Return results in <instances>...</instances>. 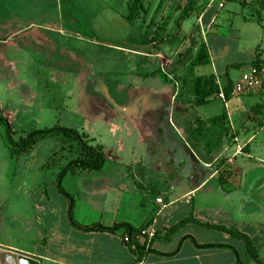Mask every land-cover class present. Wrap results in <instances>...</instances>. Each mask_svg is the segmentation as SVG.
<instances>
[{"label": "rangeland", "instance_id": "1", "mask_svg": "<svg viewBox=\"0 0 264 264\" xmlns=\"http://www.w3.org/2000/svg\"><path fill=\"white\" fill-rule=\"evenodd\" d=\"M129 1L0 0V117L10 124L14 141L33 131L68 129L85 136L86 144L99 148L105 160L100 170H85L81 174L77 169L70 170L59 180L62 169L82 153L76 141L53 134L38 139L21 153L7 145L5 127L0 124V243L25 250L43 248L41 229L43 222L49 220L44 214L63 209L57 181L65 192L73 194L80 188L79 181H112V173L116 169L133 176L134 172L141 170L140 181H154L152 184L158 183L156 187L163 192L161 181L165 171L158 172L151 166L145 150L137 144L135 134L129 140L124 138V152H117L110 130L115 117L112 111L122 115L116 109V98L131 100L142 96L145 89L158 91L165 85L163 78H170L173 74L180 77L181 73L176 70L170 74L173 66L166 62L168 69L162 67L159 75H151L149 72L153 66L158 69L157 65L151 64L148 70L141 66V58L134 54L135 50H145L147 46L170 58V54L181 49V57L187 51L185 48L190 49L189 40L183 41L185 37L192 35L197 44L205 46L209 39L213 55H219L223 48L222 58L213 65L219 70L230 65L227 72L232 81L240 80L257 55L264 61V4H259V0H251L247 10L241 9L238 2L225 0L223 10L212 12L215 18L205 35L200 33L194 13L181 23L180 28L177 24L185 6L197 0H141L143 8L131 25L124 18ZM255 12L260 14V24L249 16L251 13L255 17ZM31 14H37L42 23L50 24L49 28L42 27L46 37L37 36L32 32L34 29L25 23L19 24ZM15 15L17 20L13 19ZM243 17L252 20L244 21ZM169 35L174 38L167 44H160L162 40L159 39ZM151 39L154 42L147 43ZM145 41L147 44H142ZM209 74L211 66L206 65L196 68L191 74L185 73L182 78L188 81L193 75ZM165 80L169 81L168 78ZM178 83V79L172 81L177 89L180 87ZM116 90L119 92L117 95ZM262 95L260 97L254 92L249 96L232 98L227 107L217 98L207 105L193 107L200 120L226 114L232 117V132L237 133L236 138L241 144L253 134V129L249 128V135L245 136L240 116L263 102L264 90ZM254 112V109L250 110L249 115ZM85 116L92 119L91 124L84 120ZM246 125L251 126L249 123ZM204 128H200L204 133L199 136L202 145L215 148V139L221 133L223 137L228 136L223 142H227V146L232 145V132L225 135L221 123L209 124L205 131ZM116 135L119 140L124 134L117 132ZM177 145L175 142L174 147L178 148ZM246 149L243 148L242 152ZM248 154L250 157L244 154L236 156L229 167L232 174L238 172L230 181H240L239 191H233L227 197L220 192L204 193L197 195L196 200L205 207L221 205L231 209L232 215L238 212L239 219L247 224L260 219L264 223V132L250 145ZM198 156L201 157L200 154ZM225 160L220 158L219 162ZM165 181H168L166 177ZM215 181L219 185V181ZM213 186L211 184L207 189L211 190ZM166 191L163 194L166 195ZM229 199L235 200L236 205L230 207ZM184 234H190L197 244L223 242L234 248L240 260L248 258L242 242L215 230L195 231L193 227H187L178 232L172 243ZM162 245V242H155L153 248L158 250ZM188 245L190 242L186 247ZM187 252L184 248L179 257L188 256ZM200 253H203L200 257L235 258L228 248H204ZM259 256L264 259V250ZM146 264L156 263L147 260Z\"/></svg>", "mask_w": 264, "mask_h": 264}, {"label": "crops", "instance_id": "2", "mask_svg": "<svg viewBox=\"0 0 264 264\" xmlns=\"http://www.w3.org/2000/svg\"><path fill=\"white\" fill-rule=\"evenodd\" d=\"M230 1L238 2L241 9H249L241 4L242 0ZM213 11L214 9H204L202 11L194 9L192 13L197 15L196 21L202 14V24L207 26L213 18ZM249 16L251 17V15ZM250 17H243V20H252ZM13 19L17 20L18 18L15 15ZM40 19L37 14H31L25 22L20 21L19 24H27L34 29L32 31L34 34L46 37L47 34L45 29L42 30V27L49 28L50 24L47 22L42 23V19ZM126 23L131 25L134 22ZM181 25H179V28ZM161 38L159 39L162 40L160 44H167V41L174 37L169 35L165 39ZM186 40L190 42L189 61H191L199 46L204 44H197L192 35L185 37L183 41ZM206 43L207 46H204L209 58L207 65L211 66V74L193 75L191 76L192 80L197 77H212L215 86L218 88L219 85L221 89L226 87L228 80H230L232 88H234L239 80L232 81L229 79L227 70L230 65L225 66L223 70H219L216 65H213L216 60L222 58L223 48L219 55L214 54V56L212 54V42L207 39ZM146 48L140 51L133 50H135L134 54L141 58V66L147 70L152 66L151 64L157 65L158 69L152 67L151 72H149L151 75L158 74L161 68L166 66V62L173 66L171 72L177 70L181 74L188 72L191 74L196 68L203 67L197 66L189 70L187 59L174 66L180 58L181 49L175 50L168 58L169 55L166 54L165 56L163 52H155L147 46ZM260 61L259 68L250 66L247 72L243 74L256 70L264 76V61ZM165 68L168 69L167 66ZM181 74L180 77L173 74L174 80H179L180 87L178 89L172 82L163 78L165 85L158 91L145 89L142 96L135 99L130 98L131 100L127 97L116 98V109L122 115L118 116L116 112H113L114 110L112 111L113 116H115L113 121L119 123L116 125L112 122L110 129L112 138L115 140L114 144L117 146V152L123 153L124 138L129 140L135 134L137 144L145 150L144 154L152 163L151 166L158 172L165 171L164 176L168 181H165V177L161 181L163 192L156 187L159 185L158 183L155 186L152 184L154 181H140L143 175L141 170L138 173L134 172L133 176L128 172H120L116 169L112 173V181H79L80 188L73 194L65 192L60 186L64 194L60 196L63 209L59 212L49 211L44 214V217L49 220L44 221L43 227L41 226L43 235L41 244L43 248L25 250L0 243V250L31 258L39 264H146L147 260H152L156 264H162L163 262L173 264H237L234 257H200V254L203 253H200L201 249L197 248L190 240L193 239L190 234H184L183 237L176 238V241L172 243L178 232L187 227H193L195 231L215 230L242 242L227 232L205 226L210 225L245 235L251 241L259 262L252 261L249 258L244 260L239 258L241 264H264V259L259 256L260 252L264 250V223L261 222L262 219L253 224H247L239 219L238 212L232 215L231 209H225L221 205L205 207L204 204L196 200L197 195L204 193L220 192L227 197L231 195V192L240 190V181H230L238 172L235 171V174H232L229 167L233 164L232 160L240 154L250 157L248 154L250 145L256 141L259 134L264 132V101L255 104L250 109L260 107L254 114L249 115V110L248 113L240 116L243 133L248 136L249 128H252L253 134L251 136L246 137V140L240 144L236 138L237 133L233 134L232 132L234 124L232 117L230 118L226 114L225 118L219 123H221L225 135L232 132L230 135L232 145L227 146V142H223L224 138L228 136L223 137V133H221L215 139L214 146L216 147L213 148L211 145L212 147L208 148L205 146L206 144L202 145L203 143L199 142L200 133H204L201 132L200 128L205 127V131L210 124L209 121L220 116L207 120H200L196 116L193 107L196 105L193 104L191 92L192 80L184 81L185 79L182 78L184 74L182 76ZM222 78H225L224 82H222ZM263 90L264 87L261 92L257 91L255 94L262 97ZM115 93L116 95L119 94L118 90ZM250 94L243 96H249ZM216 98L220 100L217 95L209 97L208 103ZM227 103L228 101L223 102L224 107H227ZM84 120L91 124L92 119L90 120L87 116L84 117ZM247 123L251 126H247ZM86 129H89V125L86 126ZM166 130H168L167 133ZM117 132L124 134L120 136L119 140L116 139ZM81 136L85 138V136ZM175 142L178 144V148L174 147ZM243 148H247L246 152H242ZM96 149L101 153L99 148ZM179 150L182 153H178ZM197 151H199L201 157L198 156ZM220 158L226 160L219 162ZM117 166H122V164ZM214 166H216V169L213 168ZM124 167L129 168L130 166L125 165ZM221 167L224 168L223 171H220ZM79 172L81 174L84 170H79ZM215 180L219 181V185L216 184ZM211 184L214 186L211 190H208L207 188ZM101 185L103 186L101 187ZM166 189L165 195L163 193ZM156 199L163 201L164 208L156 203ZM229 202L230 207L233 204L236 205L235 200L229 199ZM37 212L39 213V210ZM38 217L43 218L41 215ZM116 225H128L137 230L136 233L144 227L152 226L156 232L155 237L148 247L145 246L141 255L132 253L133 248L123 243L122 239L128 235L124 229L113 232L87 230V228L94 226L112 229ZM175 227L178 228L173 230ZM37 236H40L39 233ZM155 242H162L164 245L157 250L153 248ZM187 242H190L188 247H186ZM218 244L228 246L223 242L207 245L196 243L199 246ZM243 246L245 249L244 243ZM170 247L172 249H168ZM184 248H187L188 256L179 257ZM230 248L234 249L233 247ZM148 249L152 251L147 253ZM209 254L211 255V253Z\"/></svg>", "mask_w": 264, "mask_h": 264}, {"label": "trees", "instance_id": "3", "mask_svg": "<svg viewBox=\"0 0 264 264\" xmlns=\"http://www.w3.org/2000/svg\"><path fill=\"white\" fill-rule=\"evenodd\" d=\"M251 3V0H242L241 4L243 6H246L249 8V4ZM259 4H264V0H259ZM143 8L142 6V1L141 0H130L129 4L127 5V14L125 15V20L128 23H133L136 21L137 19V14L139 13V11H141ZM205 6L202 0H197L196 3H188V5L185 6V8L182 10L181 14L179 15L178 18V26L184 21L186 20L194 11V9H198L199 10H204ZM251 18H254L257 20V22L260 21L261 17L260 14L255 12L254 16H252V14L250 13ZM154 41H152V39L150 41H148L147 43H153ZM143 44L146 43L142 42ZM146 43V44H147ZM191 53V49L187 50L186 53L181 56L177 62L174 64V66H176L177 64H179L180 62H184L186 59L188 60L189 63L188 64V69L192 70L194 67L197 66H206L209 62V58L207 55V51L204 45H200L199 48L196 51L195 56L191 59V61H189V55ZM261 64L260 59L258 58V55L256 56L255 61L250 65L253 68H259ZM238 67V66H235ZM172 74V72L170 73ZM165 77V76H164ZM166 79L168 78L170 82H172L175 78L174 75H171L170 78L169 77H165ZM232 82L230 80H228V83L226 85V87L223 88V93H224V97H225V101H229L230 100V94L232 91ZM264 87V85H263ZM262 87V88H263ZM191 92H192V96H193V104L196 106H204L208 103V99L209 97L213 96V95H217L218 94V88L215 86V83L213 81L212 77H197L194 78L192 80V86H191ZM259 106L253 108L255 111L259 110ZM225 118V116L223 117H219V118H214L211 121H209L210 124H217L218 122L222 121V119ZM0 124H2L5 128H4V133H5V141L7 143V145L10 147L11 150H15L21 153L26 152L29 148H31L35 142L43 137L49 136V135H53V134H61L62 136H64L65 138H68L70 140L76 141L77 144L79 145V147L81 148V154H79V157L76 158L75 160L71 161L70 163H68V165L62 169V172L59 175V180L68 172V171H73L76 169L79 170H100L103 167L104 164V158L102 156V154L93 147H90L86 144V141L84 140V138L78 134L77 132L68 130V129H62V128H52L49 130H39V131H33L29 134H27L25 137H21L19 138L17 141H14L13 139V131L11 129L10 124L2 119L0 117ZM58 183V190L60 193L63 194V191L60 187V181H57ZM208 228H212V229H216L219 231H223V232H227L228 234H230L231 236L237 238L238 240L242 241L245 245V250L247 253V257L249 259H251L252 261L255 262H259L258 261V256L256 253V250L254 249L251 241L242 234L236 233V232H231V231H227L224 230L220 227H213L210 225H205ZM178 227H175L173 230L177 229ZM120 229H124L125 232L130 235L133 236L136 234L135 229L131 228L128 225H116L115 227H113L112 229H105L103 227L100 226H94V227H89L87 228L88 231H106V232H113V231H118ZM193 244L200 249H204V248H228L231 249L233 251V253L235 254V258L237 260V264H241L238 258L237 253L235 252L234 249L223 245V244H218V245H213V246H199L196 245V243L194 242L193 239H190ZM131 247L133 248L132 253H138V254H143V251L145 249V245L139 241H134V244L131 245ZM152 250L148 249V252H151Z\"/></svg>", "mask_w": 264, "mask_h": 264}, {"label": "built area", "instance_id": "4", "mask_svg": "<svg viewBox=\"0 0 264 264\" xmlns=\"http://www.w3.org/2000/svg\"><path fill=\"white\" fill-rule=\"evenodd\" d=\"M205 6V10L208 9H214L215 11L219 12L224 9L225 0H202ZM202 14L197 19V25L200 28V33L202 35H205L206 30H208L213 23V20L215 17H213L210 21V23L207 26H204L202 24ZM218 85V84H217ZM264 85V76L256 71L252 70L248 73H245L241 76L240 80L238 81V84L232 88L230 97L235 98L239 97L241 95H247L250 93H254L262 89ZM217 97L223 101H225L223 89L220 88L218 85V94ZM156 203L161 207L164 208L163 201L161 199H156ZM155 229L152 226H147L142 229H140L135 235L130 236L126 235L122 241L125 245H132L134 241H139L143 243L146 247L150 245L152 240L155 237Z\"/></svg>", "mask_w": 264, "mask_h": 264}, {"label": "water", "instance_id": "5", "mask_svg": "<svg viewBox=\"0 0 264 264\" xmlns=\"http://www.w3.org/2000/svg\"><path fill=\"white\" fill-rule=\"evenodd\" d=\"M0 264H39V263L31 258L25 256H18L9 251L0 250Z\"/></svg>", "mask_w": 264, "mask_h": 264}]
</instances>
